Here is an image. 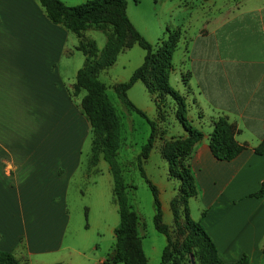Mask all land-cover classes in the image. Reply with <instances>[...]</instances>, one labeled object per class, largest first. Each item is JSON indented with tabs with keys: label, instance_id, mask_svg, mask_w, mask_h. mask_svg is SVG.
Segmentation results:
<instances>
[{
	"label": "crops",
	"instance_id": "1",
	"mask_svg": "<svg viewBox=\"0 0 264 264\" xmlns=\"http://www.w3.org/2000/svg\"><path fill=\"white\" fill-rule=\"evenodd\" d=\"M204 1L214 6L217 0ZM70 34L48 20L38 0H0V249L10 251L18 264H105L119 220L107 163L101 159L89 174L80 168L76 122L81 114L68 89L84 55L73 33L69 45L81 52L73 72L70 61L62 60L72 54L65 44ZM182 41L176 90L184 96L192 124L203 133L186 157L196 186L187 199L189 216L199 220L223 262L245 255L246 264H264V195L250 194L264 178V152L253 151L264 135V0H221ZM151 104L145 107L155 113ZM219 115L233 124V137L243 144L227 160L213 156L207 143L212 119ZM168 130L165 137L183 133L178 122ZM166 169L162 161L161 178H167ZM89 176L90 188L106 177L109 195L93 191L100 209L92 210L91 226L81 231L78 222H70V211L78 213L80 181ZM154 183L168 225L174 183L170 188ZM134 211L147 263L159 264L165 242L150 233L158 232L152 211L149 228ZM146 234L151 239L144 245Z\"/></svg>",
	"mask_w": 264,
	"mask_h": 264
},
{
	"label": "trees",
	"instance_id": "2",
	"mask_svg": "<svg viewBox=\"0 0 264 264\" xmlns=\"http://www.w3.org/2000/svg\"><path fill=\"white\" fill-rule=\"evenodd\" d=\"M38 2L49 21L61 24L77 35L75 47L84 55L83 63L74 75L72 93L83 91L79 104L91 130V159L94 160L96 153L101 152L102 159L108 165L112 177V194L119 217L118 224L113 229L114 241L104 263L148 264L137 234V215L127 201L125 184L115 160L118 116L106 95L104 83L98 79V72L113 63L122 48L135 43L144 51L141 62L132 69L126 79L115 82L112 88L123 105L145 117L150 125L149 134L137 153L136 164L151 192L153 227L165 237L159 264H246L245 255L234 261L223 262L199 220H193L188 213L187 199L195 195L196 186L186 157L203 133L192 124L184 96L168 81V74L172 69L171 55L179 39L180 29L165 27L163 36L151 43L128 19L125 12L126 0H85L72 5L61 0ZM89 27L104 31L105 41L101 49L97 48L93 39L85 38L82 34V31ZM136 80H140L150 94L159 117L162 116L161 108L165 98L169 97L174 101V116L183 130L182 135L164 140L160 148V154L167 164L168 176L177 180V192L171 198L169 207L173 220H182L186 228V233L180 241L171 239L169 226L162 220L157 188L142 168V161L148 156L153 145L156 123L126 95V90ZM211 124L207 143L213 156L225 160L234 157L243 144L234 139L233 124L222 115L212 119ZM253 151L264 152V135L253 147ZM250 194L264 195V178L258 188ZM190 256L194 260L193 263ZM0 264H18V260L10 251L0 249Z\"/></svg>",
	"mask_w": 264,
	"mask_h": 264
},
{
	"label": "rangeland",
	"instance_id": "3",
	"mask_svg": "<svg viewBox=\"0 0 264 264\" xmlns=\"http://www.w3.org/2000/svg\"><path fill=\"white\" fill-rule=\"evenodd\" d=\"M220 1L221 0H217L214 6L219 4ZM126 2L125 12L126 15H128V19L131 20V23L143 35V37L151 43H155L158 38L162 36L165 27L169 29L175 27L180 28L182 35L180 36L176 47L173 49L171 57L174 72L170 71L168 80L170 85L177 89V71L182 67L183 47L185 46V43L182 40L185 37L187 38L188 35L191 36V34L195 32L196 28L203 22L207 15L212 12L214 6L207 4L204 0H126ZM85 34L86 36L83 34L85 38H91L95 41L98 49L102 48L105 40L104 31L102 29L90 27V29L85 30ZM70 35V38H67L65 44L72 49L70 52L72 54L65 56L62 60L70 61L71 71L73 72V66L76 64L75 55H81V52L76 49L74 50L69 45L72 42L71 37H75V34L72 32ZM142 55L143 49L137 44L132 43L130 46L122 48L117 54L114 62L98 72V79L104 83L106 95L119 120L118 146L116 149L115 160L125 184L127 201L132 208L138 212L141 220L144 221L149 228L150 223L147 214L152 211L151 192L139 173L136 164V156L140 150V146L144 143L149 134L150 125L145 117L123 105L112 88L115 82L124 80L129 76L132 69L141 62ZM72 72H69L70 76L73 74ZM184 74L181 75L182 78ZM81 91L82 90L73 94L71 86L68 89V96H71V101L76 105L81 114V119L76 122L78 125L77 128L81 134L80 168L84 173L89 174L91 168L95 167L96 163L101 161L102 157L101 152H97L95 159H91V130L86 116L79 104L81 93H83ZM126 95L135 105L142 107L146 116L149 119L154 120L156 123V131L153 139L154 146L151 147L148 157L143 159L142 168L146 176H148L153 183L164 182L169 185V188L171 187V182L174 183V192L169 198V205L171 198L177 192V180L168 176L167 169V178H161V163L162 161H165V159L160 154V148L163 145L164 140L183 134H175L173 132L170 136L165 137L169 133L168 129H172L174 123L178 122L174 116V101L169 97L165 98L161 108L162 116L159 117L156 109L154 113V111L145 107V104L152 105L151 103H153V100L148 96L150 94L146 91L140 80H136L131 84L126 90ZM89 178L90 176L86 181H80L82 187V203H80L78 213L77 211H74L72 207L70 211V222L73 225L78 222V227L81 231H88L86 228L87 224H90L91 226L92 210L96 211V207L98 210L100 209V203L93 199L95 197V192L93 191L99 193V191L102 190V194L109 195V183H107L108 181L106 177L102 176V181L101 178H98V182L93 188H90L91 180ZM76 183L77 180L74 178L71 181V187H75ZM171 190L172 189H169V191ZM71 191H73L72 188ZM70 205L72 206L71 203ZM87 206H89V215ZM96 218L99 220V215L96 216ZM168 226V231L173 241H180L186 233V228L184 227L182 220L177 219L174 221L172 214ZM150 233L157 235L160 242L161 239L163 243L165 242V237L161 232L154 231ZM150 239L151 235L146 234L143 244L147 245V242Z\"/></svg>",
	"mask_w": 264,
	"mask_h": 264
},
{
	"label": "water",
	"instance_id": "4",
	"mask_svg": "<svg viewBox=\"0 0 264 264\" xmlns=\"http://www.w3.org/2000/svg\"><path fill=\"white\" fill-rule=\"evenodd\" d=\"M191 257V256H190ZM191 263H193V259H192V257H191Z\"/></svg>",
	"mask_w": 264,
	"mask_h": 264
}]
</instances>
